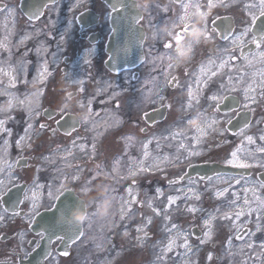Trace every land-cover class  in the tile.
<instances>
[{
	"label": "rangeland",
	"instance_id": "obj_1",
	"mask_svg": "<svg viewBox=\"0 0 264 264\" xmlns=\"http://www.w3.org/2000/svg\"><path fill=\"white\" fill-rule=\"evenodd\" d=\"M237 2L238 0L222 2L213 0V7H209V0H203L202 3L194 0L190 3L189 11L187 10L189 15L197 11L195 5H199V12L206 14L207 29L212 39L199 44L190 60L171 69L168 67L167 57L174 55L175 46L163 53L160 61L164 74L158 76L157 86L144 97L150 100L152 96L153 103L150 105L141 99L139 85L130 74H123L122 77L107 76L103 79L75 75L79 63L76 61L66 64L63 55L52 54L54 44L41 36L44 30L40 28L23 32L26 36L21 41L15 39L17 38L15 27L12 28L13 34L8 37L3 36L4 32L0 31V107L7 108L10 99L8 93L17 100L16 105L8 111H0V121L4 122L5 129V135L0 137V163L2 159L8 162L4 167L0 164V181L3 182L0 183V216L4 217L6 214L1 201L2 194L12 186L25 183L26 200L32 202L33 197L42 188H56L58 183L64 182L65 185H74L79 194L82 188L90 190L89 195L83 198L89 203V219L85 222L87 232L84 239L90 246L88 258L91 264L113 263L114 256L109 251L115 242L109 245L105 240H108L112 231L121 232L122 236L129 238L150 240L151 246L148 245L150 256L157 255L161 263L175 264L180 260L181 254L167 255L165 259L164 253H157V246L165 244L171 230L174 229L173 225L189 233L190 238L181 241V245L185 244V240L191 245L199 243L206 229L202 227L204 215L198 214L197 211H204L208 207L214 214L213 226L216 227V237H224L221 229L217 231V226L221 223L228 206H233L229 205L232 197L226 196L213 203V206H209V199L206 196H198L190 201L182 191L185 187L195 188L197 194L201 195L204 186L208 187L214 183L211 178L219 175L217 172L206 178L199 175L185 176L190 164L209 162L226 164L224 156L232 151L234 139L243 129L252 128L253 131L260 129L258 135L249 134L253 136L252 144L255 143V139H260L264 135L262 95L264 89L262 93H255L256 105L251 110L252 119L249 124L238 132H230L228 128L229 121L240 111H248L241 110L245 90L250 86H264V59L258 55L264 52V44L246 54L244 58L241 56L242 48L253 41L252 27L256 20H253V17L259 16L260 12L252 6L253 1L241 5ZM243 7L244 12L238 16L239 9ZM210 9L214 13L212 17L208 15ZM178 11L181 12V16L185 15L184 6H177L176 13ZM218 14L233 18L234 30L228 39L220 38L219 32L211 29L210 19L215 20ZM179 17L172 20L171 29L176 25L174 32L181 26ZM1 19L0 24L16 26L17 21L11 14H6V17ZM237 30L241 32L247 30L242 48L241 45L233 43ZM220 49H231L226 57L227 63L222 68L220 64L224 60ZM19 51L21 54H18ZM232 56L236 58L230 59ZM201 66L207 69V75L202 81H206V84H202L198 90L199 103L193 102L192 107L188 108V87L191 85L196 88V81L202 72ZM10 70L15 71V75H7ZM211 72H215L216 75L212 76ZM173 76L178 77V86H170ZM67 86L69 89H66ZM71 91H77L78 95L69 98L67 94ZM34 93L42 95L34 96ZM214 95L221 98L219 107L228 95L239 97L240 104L230 111H221L220 108L217 109V102L210 99ZM20 101H24V104H20ZM89 101L93 115L87 122H83L81 116L89 112ZM163 105L167 107L166 117L154 125H149L143 114L148 112L149 106L155 109ZM138 107L139 114L134 118L133 112L138 110ZM47 108L57 111L50 120L44 115V109ZM61 109L64 110L63 113ZM66 113L75 114L81 120V126L69 135L61 132L57 126ZM197 113H204L201 116L203 120L209 114L210 117L225 120L224 133L227 134V138L220 140V137H217L214 141L212 139L202 141L197 147L198 155L194 157L189 155L192 147L188 138L191 131L187 123ZM168 122L172 125H165ZM126 124L131 127L132 134L123 132V126ZM32 125H35L34 129ZM24 136L26 141L21 144ZM74 143L77 145L76 148L73 147ZM225 143H230L227 148L217 149ZM262 146L264 148V144ZM259 147L252 145L247 149V155L254 156V160L248 159L249 162L251 164L260 162L259 169L245 167L249 170L247 173L229 174L239 177L241 184L249 180L255 181L264 195V182L259 177L264 171V153L259 151ZM23 158L27 159V166L19 167L18 162ZM158 158L161 159L160 164L151 169L150 166ZM145 168L150 171L141 170ZM9 174L14 175L12 186H7L3 181ZM73 176H78L79 179L74 180ZM105 190L112 197V202L107 216L110 226L106 227L108 229L104 239L102 231L105 227V217L92 214L96 213L102 199L101 193ZM170 197L174 198L171 204ZM191 207L197 210L188 211ZM148 209L157 212L161 219L152 228L151 235L144 234L138 237L136 228L146 224L142 221ZM260 210L261 212L255 210L253 215L236 224L240 230L233 237L232 247L225 237L222 240L223 250L211 253L215 255L213 257L216 264H264V235L260 238L250 235L249 226L250 223L258 221L264 226V206ZM261 214L262 218L258 219ZM161 224L168 229L165 235L158 237L155 233L159 231L158 225ZM244 230L247 232L238 239V235ZM244 240L245 243L242 244ZM157 258L154 259L152 256L148 264L158 262ZM191 258L192 264H206L199 254Z\"/></svg>",
	"mask_w": 264,
	"mask_h": 264
},
{
	"label": "flooded vegetation",
	"instance_id": "obj_2",
	"mask_svg": "<svg viewBox=\"0 0 264 264\" xmlns=\"http://www.w3.org/2000/svg\"><path fill=\"white\" fill-rule=\"evenodd\" d=\"M24 1L0 0V20L5 18L6 14H11L17 21L16 26L11 27L5 23L0 24L3 36H11L14 32L12 28L15 27V39L21 41L26 36L23 32L40 28L44 30L41 36L54 44L52 54L63 55V61L69 64L76 61L79 63L75 75L103 79L107 76L122 77L123 74H130L136 77L141 99L150 105L153 103L152 96L149 100L144 98L147 97L145 94L152 92L157 86L158 76L164 74L160 60L163 53L170 50L165 48V43L172 41V37L163 34L161 28L167 26L171 29L172 20L181 16L180 11L176 13L177 6L193 3L194 0H151L147 11L137 9L134 6L135 0H41L32 2L29 6L36 11L38 4L43 5V13L37 20H30L23 14ZM31 1L26 0L28 3ZM195 1L202 3L203 0ZM213 14L212 9L208 10L210 17ZM221 17V14H218L215 20L210 19L211 29L217 30L220 38V30L214 22ZM117 24L134 31L130 32V36L135 37L144 54V61L135 70L118 74L106 66L110 57L108 45ZM182 27L179 26L174 35L179 33ZM172 42L174 47L175 41ZM18 54H21V51ZM68 88L69 86L66 87ZM150 107L148 112L154 109ZM145 120L147 122L146 118ZM67 189H71V193L75 192L77 196L80 195L74 185H65L63 182L58 183L56 188H42L35 195V207L34 201L26 200L27 188L23 193L21 205L13 207L12 210L3 206L6 214L0 220V264H91L88 258L90 246L84 239L87 232L85 223L83 234L77 241L69 243L62 236H55L48 244L46 242L47 229L50 227L40 215L54 209L58 198Z\"/></svg>",
	"mask_w": 264,
	"mask_h": 264
},
{
	"label": "bare ground",
	"instance_id": "obj_3",
	"mask_svg": "<svg viewBox=\"0 0 264 264\" xmlns=\"http://www.w3.org/2000/svg\"><path fill=\"white\" fill-rule=\"evenodd\" d=\"M247 1H253V7L256 8V10L258 12H261L260 6H259V0H238V5L243 4L244 2ZM189 5H191L190 3H187ZM190 8V6L187 8V10ZM189 11V10H188ZM244 12V7L239 9V12L237 13L238 16H241L242 13ZM189 15V14H188ZM242 32L237 30L236 34L234 35L235 39L236 37H238ZM238 45H240L239 43H236ZM221 53H222V57L224 61L226 60V57L228 55V53L230 52L231 49L228 50H223L220 49ZM264 53V52H263ZM262 53H258V55L261 56ZM207 70V69H206ZM204 69V72H201L199 75V80L204 81L205 76L207 75V71ZM7 75H15V71H9L6 73ZM197 82V81H196ZM263 84V83H262ZM252 85V84H250ZM264 89V86H258L256 85L255 87L250 86V88L248 87V89L245 90L244 94L242 95L243 98V103L241 104L242 109L241 110H252V108L255 107L256 103L255 100L253 99H246V96L248 97H255V93H262ZM215 102V101H214ZM3 103L5 104V102L3 101ZM17 103V100L14 99L13 101V105L15 106ZM139 110L140 108L138 107V110H135L133 112V116L134 118H136L139 114ZM211 115H207L205 116V119H202L203 124H205L206 119L207 118H212L215 119L217 121L216 124L212 125L211 128H207L206 130V134L205 135H199L198 133L195 132L194 128L189 125L190 127V133L188 138L191 140V147L192 150H190V154L194 157H196L198 154V146L200 145V143L204 140H208V139H212V141H214V139H217V137H220V140H222L223 138H227V134L224 133V128L226 126V122L225 120H218L215 116L210 117ZM229 124V123H228ZM168 126H171L172 123L168 122L167 124ZM32 128H35V125H32ZM123 129L125 133H129L132 134V129L131 127H128V125L126 124L125 126H123ZM242 130V129H241ZM258 130H254L252 128H248V129H243L242 131H239V134L237 137H235L234 142L235 144H231L234 148L232 149L231 152H229V154L224 156V160L227 161L228 159L231 158V153L237 149H239L237 151V158L239 162L242 163H246L251 165L249 168L253 169V170H257L259 169V166L261 165L260 162L256 163V164H251L249 161L250 160H254V156H248L247 155V149L250 148V146L254 145L256 148L259 147V149L263 148V144H264V140L262 139H255L254 140V144H252V142H249L246 137L249 136V134H252L253 136L258 135V133L260 132ZM4 123L0 124V137L4 136ZM238 132V131H237ZM252 136V138H253ZM264 136V135H262ZM24 141H26V137L24 136L20 143L23 144ZM230 143H225L219 147H217V149H224L227 148L229 146ZM186 146V145H185ZM73 147H77V145H75ZM261 152V151H260ZM194 153V154H191ZM264 153V152H262ZM192 156H189V158H191ZM250 159V160H248ZM161 162V159L158 158L157 161L155 163H153L150 167L151 169L156 167L157 165H159ZM4 159L1 160V165L2 167H4L5 165H7ZM226 163V162H225ZM227 164V163H226ZM228 165V164H227ZM233 167H238L236 165H230ZM238 168H245V167H238ZM219 175L213 176L210 180L213 181L214 183L211 184L210 186L206 187L204 186L203 188V192L202 194L198 195L197 191L195 190V188L190 189V187H185L184 191H182L183 195L188 196L190 198V201L195 200L196 198H198V196L203 197L206 196L209 199V206H213V203L222 200L223 198H225L226 196H231L232 199L229 203L233 204V206H228V209L225 210L224 215L222 216V220L221 223L218 224L217 226V231L219 229L222 230L224 237H216V232L213 225L215 218H214V214L211 211V208L208 207L206 208L204 211H197L198 214L204 215V220H203V226L206 229V232L203 236V239L195 244V245H191L189 242L187 243V247H185V244H180L181 241H184V239H189V233L186 230H182L180 228L175 227L173 230H171V234L169 235V238H167L168 240L165 242V244H159L157 246V253H164L165 255V259L167 255H171L174 254V256H177V254H181L180 256V260L175 263V264H192V256L193 255H201V258L205 261L206 264H216L215 263V258L213 256L215 255H211V259H209V254H211L212 252H217L218 250H223V243L222 240L226 237L228 240V244L232 247V241H233V237L234 235H236L240 228L236 225L237 223H239L240 221L242 222L244 219H246L247 216L249 215H253V213H255V210H258V212H261V210L259 211V209H261L264 206V195H262L261 192H263V190L260 191V189L258 188L257 184L254 183L255 181L253 180H249L247 182H245L244 184H241V179L239 177H235L234 175L228 174L227 172H218ZM206 178V177H204ZM12 179H14V175L9 174L8 178H5L3 181L6 182L7 186H12L11 181ZM237 181H239L237 183ZM5 189V188H4ZM224 189H227V191H224ZM192 190L193 192L187 191ZM217 192H222V195H217ZM252 198V199H250ZM247 201V203H246ZM207 205V206H208ZM242 212L243 215H237L238 213ZM227 215L228 218H225V216ZM262 214L258 216V219L262 218ZM161 218H159L158 213L154 212V211H150L149 209L147 210V215L144 218V221H142L143 223L146 222V224L138 226V228L140 229L139 231H137L138 228H136V235L142 236L144 234H152V228L158 223V221ZM109 218L106 216L104 218V223H105V227L103 229V233H102V238L106 236V228L107 226L109 227ZM149 220L151 221L149 223ZM205 221H208V224L205 223ZM250 228H251V234L252 236H256L258 238L263 237L264 235V226H262L261 221L255 222V223H250ZM159 231H157L155 234L156 236H162L165 235L167 232V227L161 225H158ZM113 233L110 234L108 240H106V242L110 245L112 242H115V245L113 247L110 248V254L113 255L114 257V261H112L113 263L111 264H148V261L150 260V258L152 256H154V259L157 258V255H152L150 256L151 252L148 249V245L151 246V241L150 240H146V239H142V240H138V239H134L133 237L129 238L128 236H122L121 232L116 233V231H112ZM207 234V235H206ZM240 235V234H239ZM239 235H238V239H239ZM172 244L171 250L168 251V246L169 244ZM245 243V240L242 242V244ZM238 246V245H237ZM150 253V254H149ZM116 254V255H115ZM228 254V253H227ZM164 259V260H165ZM158 262H152L151 264H168V263H161L160 260L157 258ZM166 261V260H165Z\"/></svg>",
	"mask_w": 264,
	"mask_h": 264
},
{
	"label": "water",
	"instance_id": "obj_4",
	"mask_svg": "<svg viewBox=\"0 0 264 264\" xmlns=\"http://www.w3.org/2000/svg\"><path fill=\"white\" fill-rule=\"evenodd\" d=\"M32 2H41V0H32L29 3L25 0L22 4V9L26 16L31 19H36L38 18V16L41 15L43 5L38 4V6H36L38 10L33 11V8L29 7ZM214 25L217 26L220 30L222 39L223 36H230L233 32L234 23L233 19L230 16H222L214 22ZM130 32L133 33L134 31L122 28L117 24L115 26L113 36L109 42L108 50L110 52V58L107 60L106 66L115 73H120L124 70L135 69L144 61L142 47L136 42L135 37L130 36ZM252 33L254 34L257 40H260L262 37H264V16H258L252 27ZM257 48V44L252 41L242 48L241 56L244 58L246 54L255 51ZM134 78L136 77L134 76ZM171 86H173V84H171ZM69 94H72L71 97H74L77 95V92H69L68 97ZM239 104V97L235 95H228L225 98L224 103L220 105V110L229 111L237 108ZM55 114V110H52L50 108L44 109V115L49 119L55 116ZM166 115L167 107L163 105L162 107H159L146 113L145 117L149 124H154V122L156 121L163 120ZM251 119L252 112L250 110L240 111L236 118L230 121L228 128L231 132H236L241 128L245 127L247 124H249ZM73 121H80V119H78L75 114L68 113L57 123L58 128L65 134H71L81 125L80 121L79 123H76L75 126H73ZM26 162V159H21V161L19 160L18 166H26ZM217 172H227L228 174L238 172L247 173L248 170L219 163H200L192 164L188 168V172L185 176L190 177L194 175H200L203 177H207L208 175ZM260 178L264 182V173L260 174ZM25 189L26 184L23 183L21 185H15L10 188V190L6 194H4L2 198L3 205L9 210H12L13 207L20 205L23 199L22 193L25 191ZM76 203L77 195L75 194V192L69 193L67 191H64V193L58 198L54 209L41 213L40 218L43 217L47 222L46 224L50 227V229H47L46 233L48 234L46 238L47 244L55 236H62L64 240L69 243L77 241L81 237V232H83V225L69 227L66 224L57 222L58 214H66L71 209V207L75 206ZM246 232L247 230H245V232H243L240 237L244 236ZM196 234L198 233L196 232ZM46 250L48 252L49 247H47Z\"/></svg>",
	"mask_w": 264,
	"mask_h": 264
},
{
	"label": "snow or ice",
	"instance_id": "obj_5",
	"mask_svg": "<svg viewBox=\"0 0 264 264\" xmlns=\"http://www.w3.org/2000/svg\"><path fill=\"white\" fill-rule=\"evenodd\" d=\"M220 2H222V0H220ZM136 7V5H134ZM191 6L189 4H186L184 5V8H185V15L184 16H181L179 17V23L183 26L181 31L179 33H176L174 35V31L173 29L176 27V25H173V29H169V31L166 33V35L168 37H172V41H175V49H174V55H169L167 57V59L169 60V64H168V67L171 69L173 67H176L178 66L180 63L177 62V58H178V55L179 53L177 52V45L179 43H182V42H188L190 45H191V55L190 57L185 60L184 62L188 61L191 59L192 55L194 54V50L195 48L201 44L202 42L203 43H206L208 42L209 40L212 39V36H211V33L208 31L207 29V24H206V14L205 13H201L199 12V5H195V7L197 8V11L192 13L191 15H188L187 13V8ZM214 4H213V0H209V7H213ZM259 6H260V9H261V12H260V15L261 16H264V0H259ZM157 7H159L157 5ZM250 7V5H249ZM115 10V9H114ZM140 11H147L148 8H144V9H139ZM165 11H167V9L165 8L164 9ZM199 17V19H197ZM257 19V17H253V20ZM199 20L200 21V31H199V34L196 38H193V39H190L189 38V34L193 32L195 26H196V21ZM247 35V30H245V32H242L238 37H236L234 40H233V43L236 44V43H239L241 45V48L243 47V37H245ZM229 37L227 35L223 36V39H228ZM172 41H168L167 43H165V48L167 49H172L173 48V42ZM253 42L257 44V47H260L261 44H264V37H262L260 40H257L255 37H253ZM236 57L235 56H232L230 57V59H235ZM261 58L264 59V53L261 54ZM173 61H175V63H173ZM183 62V63H184ZM211 63V62H210ZM227 63V61H224L220 64V67H224L225 64ZM201 71L204 72V67L201 66ZM211 75L214 76L216 75L215 72H211ZM231 80V77L229 78ZM170 83L174 84V85H177L178 86V77H175L173 76L171 78V81ZM202 84H206V81L205 82H202L201 80H197V84H196V88H193L191 85L188 87V102H187V107L188 108H191L192 105H193V102H196V103H199V95H198V90L201 89L202 87ZM82 90V89H81ZM7 95H9L10 99L8 100V104H7V108H4V107H0V111H8L9 109H11L14 105H13V101L15 99V97L11 94V93H8ZM34 96H38V95H42V93H34L33 94ZM71 95L72 94H69V98H71ZM262 95H264V93H262ZM211 100L213 101H216L217 102V109L219 108V104H220V97H217V96H212L210 97ZM246 99H253L252 97H248L246 96ZM89 103V113L90 115L88 116L87 120H83V122H87L89 120V118L93 115L92 112H91V101L88 102ZM20 104H24V101H20ZM168 107H171V105H168ZM63 109H61V112L63 113ZM200 116H203L204 113H199ZM191 119L188 120V124L191 125L190 123ZM80 121H73V126H75L76 123H79ZM217 121L215 119H212V118H207L206 119V122L205 124H202V125H199V126H193L191 125L195 132L198 133L199 135H205L206 134V130L207 128H211L212 125L216 124ZM0 124H3V121H0ZM42 127H46V125H42ZM143 131V129H142ZM246 139L249 141V142H253V138L251 136H248L246 137ZM260 139L264 140V136H261ZM239 149L233 151L231 153V158L228 159L226 161V163L228 165H236L238 167H250L251 165L249 164H246V163H242V162H239L238 161V158H237V151ZM259 151L261 152H264V148H261L259 149ZM71 154V153H69ZM191 154H194V153H191ZM145 155H147V153H145ZM142 171H150V169H141ZM100 173H98L99 175ZM132 175H135V173H131ZM73 179H79L78 176H73ZM239 181H237L238 183ZM0 183H3L2 181H0ZM63 187V186H62ZM69 193H71V189H67L65 190ZM131 191V190H130ZM224 191H227V189H224ZM223 193L222 192H217V195H222ZM51 195V193L49 194ZM174 198L170 197L169 198V204H171L172 200ZM33 207H35V197H33ZM247 203V201H246ZM197 209L194 208V207H191L188 209V211L190 212H195ZM38 215V213H37ZM92 215H98L97 213H93ZM237 215H243L242 212L238 213ZM123 218V216L121 217ZM225 218H228L227 215L225 216ZM3 217L0 216V220H2ZM151 221L149 220V223ZM206 224H208V221H205ZM173 228L176 227V225H173L172 226ZM140 229L138 228L137 231H139ZM207 235V234H206ZM61 237H58V239H60ZM185 247H187V240H185ZM171 247H172V244L170 242L169 246H168V251L171 250ZM67 253H65L66 255ZM209 259H211V254H209Z\"/></svg>",
	"mask_w": 264,
	"mask_h": 264
},
{
	"label": "clouds",
	"instance_id": "obj_6",
	"mask_svg": "<svg viewBox=\"0 0 264 264\" xmlns=\"http://www.w3.org/2000/svg\"><path fill=\"white\" fill-rule=\"evenodd\" d=\"M150 2L151 0H135V5L137 9H144L149 7ZM199 25L200 21L197 20L193 32L189 34L190 39L196 38L198 36L200 31ZM168 31L169 28L167 26L161 28V32L165 35ZM177 52L179 53L177 62L183 63L191 55V45L188 42L179 43L177 45ZM89 115L90 113L87 112L81 116V119L87 120ZM190 123L193 126H199L203 124L202 118L199 113L191 118ZM89 192L90 190L88 188H82L80 191V195L77 196V203L75 204V206L71 207V209L66 214H58L57 222L66 224L69 227L83 225L89 219V203L84 200L83 197L88 196ZM101 196L102 199L96 208V213L100 217H106L109 215L111 209L112 197L108 194L107 190L102 192Z\"/></svg>",
	"mask_w": 264,
	"mask_h": 264
}]
</instances>
